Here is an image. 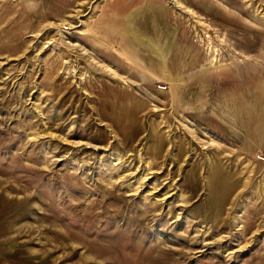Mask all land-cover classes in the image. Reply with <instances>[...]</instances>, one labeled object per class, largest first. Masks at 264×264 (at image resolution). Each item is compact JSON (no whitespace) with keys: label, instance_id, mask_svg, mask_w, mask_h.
Listing matches in <instances>:
<instances>
[{"label":"rangeland","instance_id":"obj_1","mask_svg":"<svg viewBox=\"0 0 264 264\" xmlns=\"http://www.w3.org/2000/svg\"><path fill=\"white\" fill-rule=\"evenodd\" d=\"M0 264H264V0H0Z\"/></svg>","mask_w":264,"mask_h":264},{"label":"bare ground","instance_id":"obj_2","mask_svg":"<svg viewBox=\"0 0 264 264\" xmlns=\"http://www.w3.org/2000/svg\"><path fill=\"white\" fill-rule=\"evenodd\" d=\"M180 51V50H179ZM187 51V50H186ZM190 52V51H189Z\"/></svg>","mask_w":264,"mask_h":264}]
</instances>
